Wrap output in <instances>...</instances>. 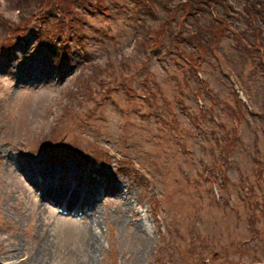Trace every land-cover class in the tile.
<instances>
[{"label":"rangeland","instance_id":"rangeland-1","mask_svg":"<svg viewBox=\"0 0 264 264\" xmlns=\"http://www.w3.org/2000/svg\"><path fill=\"white\" fill-rule=\"evenodd\" d=\"M244 1L211 9L229 29L195 57L189 22L150 45L178 0H94L56 39L34 13L16 44L0 0V264H264V37L246 49ZM17 155L60 195L97 188L89 208L41 205Z\"/></svg>","mask_w":264,"mask_h":264},{"label":"trees","instance_id":"trees-1","mask_svg":"<svg viewBox=\"0 0 264 264\" xmlns=\"http://www.w3.org/2000/svg\"><path fill=\"white\" fill-rule=\"evenodd\" d=\"M92 1L94 0H12L14 7L20 10V13H18V18L20 19L15 23H10V25L12 24L11 26H16V28L9 29V24L4 27L6 31H8V33H5L8 36L6 40H12V42L16 44L14 39L16 37L15 30H19L18 26H21L19 25L21 24L20 21L28 22L26 28L23 30L25 31L24 33L27 34L32 25L29 19L33 17L34 13L39 15L41 20L46 18V23L44 24L47 26L45 30H47L49 39L50 37L56 39V37L52 35H63L64 38H67L71 31V27H73L74 21L80 18L81 8L85 14L86 12H91L93 6ZM95 1H97L99 7L106 9V6H104L105 4H103L101 0ZM163 1L169 2V0ZM224 4V0H178L176 3H170L168 11H170L171 19H167L168 24L165 20H162L159 26L155 28L156 30L153 32L154 38L150 45H158L161 42V36H164L165 31H169V29L171 33L177 29L175 36L181 39L182 33L179 29L180 25L183 22H189L188 29L192 31L189 33L183 32L187 37V42L192 46H196L198 52L195 57L205 55L208 51L215 49L216 43H220L222 35L229 29L226 22L227 19L223 14L220 15V12L217 11L218 15L215 17L212 16L210 12L212 8ZM243 8H245V17H247L248 23L245 26V32L250 31L252 36V38L249 39V46L246 49L252 52V50H256L260 47L261 38L264 37V0H246L243 2ZM178 13L180 23L179 26H175L173 17ZM50 20H53L52 23L49 22ZM171 21L174 23L172 26H170ZM145 33L147 34V30ZM4 38L5 37H3V39ZM63 48L67 47L65 46ZM63 48L61 47V52L64 53L65 56L67 50ZM241 114H243V112H241ZM240 116L241 115H237V119H239Z\"/></svg>","mask_w":264,"mask_h":264},{"label":"bare ground","instance_id":"bare-ground-1","mask_svg":"<svg viewBox=\"0 0 264 264\" xmlns=\"http://www.w3.org/2000/svg\"><path fill=\"white\" fill-rule=\"evenodd\" d=\"M10 158V157H9ZM15 166L19 167V170H23V168H26L25 164L31 163L32 167L29 169L30 175L32 178H35L36 185H40L41 191L40 193V204L42 205L44 202L43 199L47 200H60V202L63 201L62 207L66 209H72V205L74 201H76V204L74 205L76 208L82 209L86 207L88 203H90V198L89 194L91 191H95L97 188L95 187H90L88 185H84L82 188H79L76 186V184L73 185L72 190L68 193L65 192L64 195H60V187L55 184L51 176L58 175L57 169L53 166H44L41 161L36 158L35 156H28V157H21L20 155H17L15 158ZM35 164V165H33ZM87 184V183H86ZM108 184V183H107ZM111 188L114 189V192L116 191H122V187L120 184L113 183L111 185H108ZM99 188V187H98ZM45 207V205H44ZM92 209V207H91ZM97 210L92 209L88 214L90 216H95V212ZM90 234V241L92 244L96 243L97 239L96 238V232L91 229ZM89 241V239H88Z\"/></svg>","mask_w":264,"mask_h":264}]
</instances>
